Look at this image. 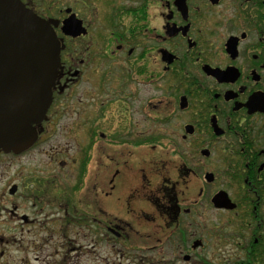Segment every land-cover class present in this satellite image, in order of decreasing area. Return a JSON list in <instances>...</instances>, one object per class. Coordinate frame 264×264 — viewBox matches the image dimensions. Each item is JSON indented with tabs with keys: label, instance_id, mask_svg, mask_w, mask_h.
<instances>
[{
	"label": "flooded vegetation",
	"instance_id": "flooded-vegetation-1",
	"mask_svg": "<svg viewBox=\"0 0 264 264\" xmlns=\"http://www.w3.org/2000/svg\"><path fill=\"white\" fill-rule=\"evenodd\" d=\"M20 2L61 50L0 150V264H264V0Z\"/></svg>",
	"mask_w": 264,
	"mask_h": 264
},
{
	"label": "water",
	"instance_id": "water-1",
	"mask_svg": "<svg viewBox=\"0 0 264 264\" xmlns=\"http://www.w3.org/2000/svg\"><path fill=\"white\" fill-rule=\"evenodd\" d=\"M49 21L0 0V150L21 153L37 139L58 74L60 46Z\"/></svg>",
	"mask_w": 264,
	"mask_h": 264
},
{
	"label": "rangeland",
	"instance_id": "rangeland-1",
	"mask_svg": "<svg viewBox=\"0 0 264 264\" xmlns=\"http://www.w3.org/2000/svg\"><path fill=\"white\" fill-rule=\"evenodd\" d=\"M3 248H6V246L4 245ZM27 249L28 248L25 246L15 244L13 246V249L8 253V254H10V256H8V257H10V259H13L12 260L13 264H41V263L42 264H61L63 257L65 255L64 249L63 250L58 249L59 251L57 254H55L51 258L48 257L47 259H45L46 263H43L42 262V260H43L42 256L39 257V260L35 261L34 258L36 256H34V254L30 253V251L27 252ZM8 250H9V247H8ZM47 253H52V250L50 251L49 249H47ZM77 253L83 254V253H85V251H84V249H82V250L78 251ZM44 255H45V253H44ZM75 255L76 254L70 255L67 258V260L63 261V264H72V262H74L75 264H106L104 260L102 261L99 258H98V260L95 259L93 263H92V261L89 262V260L87 259V256H82V255L79 256L77 259H75ZM95 257H96V255H95ZM0 262H1V260H0ZM3 264H5V262H3Z\"/></svg>",
	"mask_w": 264,
	"mask_h": 264
}]
</instances>
